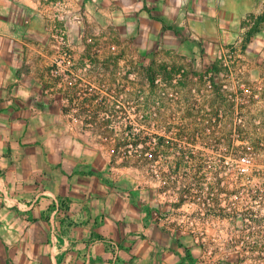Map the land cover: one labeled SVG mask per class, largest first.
Masks as SVG:
<instances>
[{"label":"crops","instance_id":"obj_1","mask_svg":"<svg viewBox=\"0 0 264 264\" xmlns=\"http://www.w3.org/2000/svg\"><path fill=\"white\" fill-rule=\"evenodd\" d=\"M106 27L147 62L227 61L235 44L263 72L264 0H0V264H235L220 255L236 246L193 240L177 182L134 189L128 164L72 134Z\"/></svg>","mask_w":264,"mask_h":264},{"label":"rangeland","instance_id":"obj_2","mask_svg":"<svg viewBox=\"0 0 264 264\" xmlns=\"http://www.w3.org/2000/svg\"><path fill=\"white\" fill-rule=\"evenodd\" d=\"M109 29L102 47L89 51L81 93L71 95L68 113L85 124L72 134L82 128L89 149L102 145L128 164L119 174L134 189L147 177L162 178L177 182L186 198L199 195L198 207L210 215L200 220L210 236L205 243L236 246L220 255L235 264H264V66L248 77L244 47L235 44L225 50L227 61H176L168 52L170 60L147 62L118 47ZM242 152L252 159L244 172L236 162Z\"/></svg>","mask_w":264,"mask_h":264},{"label":"built area","instance_id":"obj_3","mask_svg":"<svg viewBox=\"0 0 264 264\" xmlns=\"http://www.w3.org/2000/svg\"><path fill=\"white\" fill-rule=\"evenodd\" d=\"M114 48L115 47L112 45L111 49H114ZM140 57H141V60L145 61L144 56H140ZM239 86H240L241 90H243V91L248 90L246 87L244 88L243 83H240ZM237 121L239 123H242V118L238 117ZM236 162L238 164V169L242 172L249 169V167L252 165L251 156H250V154H248L246 152H242L239 155H237ZM246 186H247L246 184H242L241 185L242 190H246L247 189ZM250 186H251L250 187L251 191L263 190V186L261 184H251ZM255 194H256V192H255ZM182 197H184L183 193H182ZM183 200L188 201L189 203L196 205V209H194L195 215L192 216V218H189V220H188V222L190 223L189 232H190V235L192 236V238L195 242L204 243L205 238L207 237V235L209 233H208L207 227L204 226L203 223H200V220L204 221V219H205V223H208V220L210 219L209 218L210 215L205 214V212L201 211V209L198 207L199 201L201 200L199 195H197V198H186V197H184ZM206 202H207V204H209V200H207ZM202 203H205V202L202 201Z\"/></svg>","mask_w":264,"mask_h":264}]
</instances>
